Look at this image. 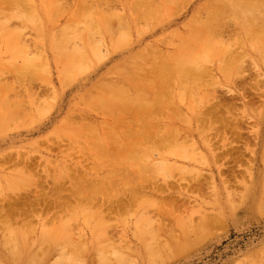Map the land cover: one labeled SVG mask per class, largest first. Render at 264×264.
Segmentation results:
<instances>
[{
	"label": "bare ground",
	"instance_id": "6f19581e",
	"mask_svg": "<svg viewBox=\"0 0 264 264\" xmlns=\"http://www.w3.org/2000/svg\"><path fill=\"white\" fill-rule=\"evenodd\" d=\"M115 3L123 7L121 12L113 8ZM190 3L193 11L179 25L152 42H141L156 27L164 30ZM13 18L19 20L20 27L9 24ZM231 26L236 31L228 37ZM21 27L34 31L33 44L41 55L29 51ZM77 41L81 42L79 47ZM103 45L108 54L115 52L119 58L89 88L83 85L84 90L73 96L78 101L76 111L69 110L58 122L67 133L63 138L70 140L60 159L53 162L44 154L23 148L0 149V230H12L19 239L27 236L19 233L22 229L35 227L39 230L23 257L34 260L36 251L47 252V258L41 260L38 255L40 260L26 261L28 264H46L57 253L60 259L67 258L65 246L72 250L83 247L86 257L92 254L87 264H114L116 259L111 262L109 255L119 260L117 264H152V248L156 253L159 248L189 250L207 234L221 229L226 222L224 200L239 196L242 190L238 188L247 178L251 184L257 180L264 191V130L257 125L254 128L251 136L260 150H252L249 140L243 138L241 121L233 116L236 110L243 119L248 117L254 96H247V83L240 91L229 84L226 94L237 93L242 100L238 108L234 101L215 98L204 79L210 77V66L216 63L227 80L239 73L244 56L256 65L264 64V0H0V54L10 56L6 61L0 55V77L13 72L11 81L0 79V148L30 134L36 127L35 115L26 123L20 115L26 109L41 112V103L51 104L44 99L54 100L61 94L59 86L85 78L106 58L100 52ZM236 45L240 51L234 49ZM162 47V52L152 55ZM17 56L23 62L12 65ZM36 58H43L44 67H50L54 60L57 71V84L50 78L51 92L42 102L40 98L35 101L39 96L30 84V79L41 77L39 72L30 71V61ZM14 67L17 69H11ZM16 82L23 84L20 90L19 85L14 87ZM210 94L211 101L207 98ZM261 107L259 118L264 117V104ZM73 112L87 114L76 120ZM91 113L96 118L89 117ZM61 137L54 132L26 141L32 148H45L50 156L51 147H61ZM75 152L89 156V169H79L80 164L67 159ZM255 159L260 166L253 173ZM65 180L68 187L64 188ZM6 190L13 194H6ZM228 202L233 209L238 208ZM260 202L264 206V193ZM262 205L257 203L256 209L262 207L264 212ZM81 213L88 214L82 216L83 224L86 219L95 221L91 230L74 229L75 217ZM126 218L134 219L138 228L143 226L140 235L135 226L138 235L131 238V233L130 237ZM142 228L147 229L145 234ZM4 242L0 244L5 249ZM41 242L48 247L41 248L45 245L40 247ZM11 247L8 252L15 251L13 255L18 256L20 249ZM256 255L248 262L253 259L252 264H264V256Z\"/></svg>",
	"mask_w": 264,
	"mask_h": 264
},
{
	"label": "rangeland",
	"instance_id": "374dc122",
	"mask_svg": "<svg viewBox=\"0 0 264 264\" xmlns=\"http://www.w3.org/2000/svg\"><path fill=\"white\" fill-rule=\"evenodd\" d=\"M59 2H61V0H59ZM68 2H69V0H68ZM116 5H117V7H115ZM113 8H115V9L117 8L119 12H121L123 10V7L119 4H116V3L113 5ZM115 11H117V10H115ZM191 11H193V4L192 3L187 4L186 6H184V8L181 10L180 13L175 14L171 23H169L165 27L164 30H162L160 27L159 28L156 27L155 29L152 30L151 33L145 34L143 36V38L141 39V42L142 43L152 42V40L155 39L156 37L157 38L163 37L164 35H162V34H165V32H167L169 29L179 25L181 23V21L186 17V15L191 14ZM9 24L13 27H20L19 20L16 18H13L9 22ZM231 27H232V28H230L231 33L228 34L229 36L226 35L225 36L226 38H227V36L230 37L231 35L235 34L236 28L233 26H231ZM21 33L23 35V39H26V41L29 42V44H30L28 47L29 51L30 52H37V56L41 55L40 49L37 47V45L33 44V40L35 37L34 31L29 27H21ZM160 35H162V36H160ZM76 43H77L78 47L81 45V42L77 41ZM101 46H100V48H102V49H100V52L101 53L103 52L101 55H103V56L105 55L106 58H103L102 61H100L92 70H90L87 73L88 75L87 74L85 75V78H80V80L78 82L74 81L73 83L68 84L64 88H60V86L58 88V85H57L56 88H58V92L61 94H59L57 99L54 98V100H52L50 98L44 99V97L46 98V96L49 97L50 92H51L49 90L51 88V86L48 88V84H49L48 82H50V78L53 80L54 84H57V74H56L57 71H56V68L54 67L55 66L54 60L53 61L51 60V63H50L51 66L50 67L49 66L44 67L43 66V64H44L43 58L31 59L30 71H32V72L34 71L36 73V75H37V72H39V74L41 76L38 79H30L31 80L30 84H32L31 87H32V89L34 88V91L37 93L33 92L32 89H31V91L33 93H35V96H37V97L39 96L38 99L37 98L35 99V101H39V98L41 100L40 102H42L43 99L46 101H49V102L51 101L50 106L53 104V107L50 108V106H48L46 104L44 105L43 103H41L40 107L43 108L41 111L42 113L44 112L43 115L41 114V112L35 114L34 112H28V109H26L27 112L24 113L25 115L24 114L20 115L22 122L23 121H24V123L29 122L30 120H32L33 118L36 117V119L34 121V123L36 122V127L34 129H32V131H30V134L18 136L16 138L15 143H12V146L7 145V146H4L3 148H0V149L5 150L8 148L13 149L16 147V148H21L20 150L26 149L29 151L30 150L36 151L37 154H44V155H46L47 158H49V160H51L53 162H54V160L60 159V157L63 155L61 153V151L64 152L66 150L65 148L69 145L70 140L66 136H65V138H63V135H66L67 133L64 131V128L59 127V125H58L59 120H61L62 117L69 110L76 111L75 105H77L78 101L73 100L72 98L74 95H77L79 92L84 90V89H81L83 87V85H84V87L89 88L90 85L92 84V82L97 80L99 77H101L102 73L105 72V69L111 63H113L114 61L117 60L118 55L115 52L108 54L106 45H103V47H101ZM134 46H137V45H134ZM135 49H136V47H135ZM163 49H164L163 47L158 48L157 53L152 54V55L153 56L157 55L158 52H162ZM234 49L236 51H238V50L240 51V48L237 45L234 47ZM105 51L107 53H105ZM0 55L3 56L5 60L10 57V56L5 55V54H0ZM26 56L30 57L28 53ZM107 56H108V58H107ZM22 60L23 59L21 56H17L15 59V63L12 65H15V66L20 65L23 62ZM216 64L210 66V70H209L210 77L204 78L207 80L206 82L208 84H210L211 88L213 89L215 98H220L221 101H230V102L234 101L236 103L235 105L238 108H240V106H241L240 101H242L240 99V97L237 95V93L232 94V95L226 94L225 87H228V85L230 84L235 89L238 87L236 90L240 91L242 89V85L246 84V83H247L246 93L248 94L247 96H252V97L254 96L253 97L254 100L252 101L253 103L251 106L252 108L247 110L248 117L243 119L242 117L239 116V113L236 110L233 112V116L236 117V119L241 121V123H240L241 124V130L245 131L243 134L245 137L243 136V138H245V140H249V146H250L249 148L252 150H255V151H259L260 147H258L256 140L251 136V134L255 131L254 128L256 127V125H257V127L260 126V128L264 130V117L259 118V114H258V112L263 108V107H261V105L264 104V64L261 66L256 65L255 63L252 62V60H251V58H249V56H244L243 61L240 63V67L237 70L239 73L231 75L229 80L224 79L222 77L220 71L217 70ZM15 68L16 67L11 68V69H15ZM12 73H13L12 71H10V73L6 72L4 75H2L0 77V79L6 78V80H8L10 78L12 80L13 79V76L11 77ZM240 73L242 74V76L238 77V75ZM5 75H6V77H4ZM10 79L8 81H11ZM2 80H0V81H2ZM28 81H29V79H28ZM83 81H85V82H83ZM255 81L257 82V87L255 85ZM46 82H47V84H45ZM16 85L17 86L19 85L18 86L19 88ZM22 85L23 84H19L18 82H16V84L14 83V87L16 89L18 88L17 90H20ZM50 85H51V82H50ZM46 86H47V88H46ZM247 87H249L250 89L252 88L253 90H250ZM38 88H40L41 90L39 89V91H37ZM43 88H44V92L42 91ZM22 89H23V87H22ZM45 90H46V92H45ZM90 90L92 92L93 89H90ZM40 91H42L43 93ZM252 94H254V95H252ZM207 98L209 101H211V94ZM214 100L215 99H213L212 101H214ZM44 108L46 109V111ZM45 112H46V114H45ZM73 113L74 114L76 113V114L74 115ZM73 113H72L74 116L73 118H75L76 120H78V118L81 117V115L87 114V113H82V112H80V113L79 112H73ZM34 115H35V117H34ZM89 117L96 118V115L94 113H91L89 115ZM74 126H76V122H74ZM23 130L27 131V128L25 127V128H23ZM28 130H30V128H28ZM54 132L56 135L62 136L61 139L62 138L63 139L61 141V143H62V145H60L61 147H51L50 148V150H49L51 153L50 156L46 152L45 148L40 147L39 148L40 150L36 149L34 147L32 148L29 141H26L27 139L33 141L40 136H46L47 134L50 135L51 133L54 134ZM9 133H11V132H9ZM24 133H26V132H24ZM261 135H262V133H261ZM263 135H264V132H263ZM261 140L262 139H260L259 143L261 142ZM70 156L67 159H71L72 162L74 161L75 163L77 162L78 164H80V165H77V167L79 169L80 168L89 169V167L92 164L89 156L88 157L82 156L81 154H79V152L71 153ZM244 156L245 157L248 156V153L244 152ZM69 165L74 166L73 163H72V165L69 163ZM259 166H260V162L255 159V162L253 165V170H252L253 173H255L259 169L258 168ZM224 171H225L224 173H226L225 169H224ZM13 180L14 179H12L11 182H13ZM4 181L6 183L5 179H4ZM50 183H51V181H49L48 184H50ZM245 183L248 186L245 184L243 187L238 188L239 190H242L241 193L239 192V196L235 197L234 200H232L231 197H229L226 200H224L225 202H223L225 204V206L222 209V212L225 215L223 218L225 219V221L227 223L225 222L226 225L224 224L225 227L223 226L222 227L223 229L221 228L222 230L220 228H217L218 230L216 232V229H215V232L212 231L213 233L211 235H210V233L207 234L208 235L207 238L205 236L204 239H201L199 241L200 244H198L199 242L196 244H193L189 250L185 249L186 251L183 250L181 252L180 251L178 252L176 248L170 249V252H169V250H166V248L155 249L157 251V253L159 252V250L161 251L162 255L161 254H159V255L162 257V259H161V257L159 258L158 254L154 251V248H152L153 253L152 252L149 253L150 255H153V256H151L152 261H151V258H149L150 256H148L149 261H151L150 263L154 262L152 264H155V262H156V264H157L159 262L158 260L160 259V261L165 262L164 264H247V263L252 264L251 262L253 259L250 260L249 261L250 263H249L248 258H250V257L252 258V256L256 255V254H257L256 257L262 259V256H264L263 255L264 254V247H263L264 246V212L261 210L262 207H261V209H256V208L258 207L257 203L262 205L260 200L263 197L264 191H262V189L257 186V184H258L257 180H254V184L253 183L251 184L249 178H247L245 180ZM62 184L65 188L68 185V181L65 180L62 182ZM260 191H261L262 195L260 194ZM6 194L11 196L13 194V192L10 193V191H7ZM65 195H66V192L62 194V196H65ZM240 195H241V197H240ZM229 200H231L233 205L238 206V208L236 210L233 209L231 204L228 202ZM254 202L256 203L255 206H254ZM85 215L88 216V214H86V213L84 215H82V213H81L80 215L78 214V217H75V218H77L76 219L77 221H76V224L73 225L74 229L82 228V230H84V231H89L90 228H93V225L95 224V221L93 219H89V220L86 219V222L83 224L82 220L84 218H82V216L84 217ZM91 220H92V222H91ZM124 220H125V218H124ZM124 220H123V222H124ZM93 221H94V224H93ZM126 221H127L126 224L129 223L128 224L129 230L127 231V233L130 234V237L132 236L131 233H134L131 238H133L134 236H137L141 231V227H143V226L138 228L136 225H134L133 222H135V220L132 218H126ZM87 224H92V225L88 226ZM135 226L137 229H139L138 234L136 231L137 229H135ZM94 228H95V226H94ZM144 228L148 229V227H144ZM60 229H62V228H60ZM147 229H143V233H144V231L147 232ZM2 230H4L3 233H2ZM32 230L30 227H27L26 229L24 228V230L22 229L21 232H19V233L20 234L22 233V236L25 234L27 236L25 235L26 236V237H24L25 239L22 236H21L22 238L17 239L16 236H14V233L11 232L12 230L6 232V228L5 229L1 228V230H0V234H1L0 243L3 242V240L5 241L4 242L5 249H4V246L1 245L3 243H1L0 244L1 245L0 246V261L1 260L2 261L0 262V264H13V263L18 264L20 261H25V263L28 264V262H34V260H36V259L40 260V258H41V260H42V259H44V257L47 258V256H44L47 253L46 251L44 252V250L43 251L38 250V252L36 251L34 253V254H36V257L34 258V260L31 259L33 257H30V256H26L27 259L26 260L24 259L23 255L25 253V248L31 245L32 239L35 236V232H37L39 229L34 227V229L32 228ZM148 231H149V229H148ZM9 232L13 235L10 234L11 235L10 236L8 234ZM6 233L8 234L7 238L4 237V236H6ZM32 233H33V235H32ZM2 234L4 235L3 237H2ZM9 236L11 238L13 237V239H10ZM9 239L12 242H10ZM6 240H8V242ZM14 240L17 242V244H16V242H15V244H13ZM24 240H26V241L24 242ZM6 243L8 244L9 247L12 246L11 248H13V246L16 245V247H18L20 250L18 248L17 249L14 248V250H16V251L19 250V251H17V253L19 255L18 256L13 255V253L15 254V251L8 252L11 249H9L8 246H6ZM10 243L13 245H10ZM43 243H45V242H43ZM43 243L41 242L40 247L42 246ZM66 245H68V244H66ZM46 246H47V243H45V245L43 244V247H41V248H45ZM35 247H38V246H35ZM65 247H66V249H65ZM65 247H63V249H65L63 251L66 252L67 258L64 257V259L63 258L60 259L59 254L57 253L58 256H56V254H54L52 256L53 258L49 257V260H51V262L49 263V260H48V263H46V264H53V263L54 264H66V261L72 262V264H87V262H89V257H92V254H90L89 257H86L85 253L83 252V247H77L76 250H72L70 246H69L70 248L67 246H65ZM21 249H22V251H21ZM77 250H78V252H77ZM162 250H164L163 253H162ZM56 251L58 252V249ZM72 251L77 254V256L76 255L75 256L79 257L78 259L77 258H76V260L74 259L75 256L74 255L72 256V254H73ZM149 251H151V250L149 249ZM40 252L41 253L43 252V254H42L43 256L40 254ZM61 252H62V250H61ZM68 252H72V253L69 254ZM79 252H80V255L82 254V256L79 255ZM9 253H11V254H9ZM180 253H182V254H180ZM183 253H184V255H183ZM164 254H166V257ZM170 254L172 257L174 256V258L171 259ZM38 255H40V258ZM243 255L248 256L246 258V261H245ZM12 256H14V257L11 258ZM68 256H69V258H68ZM169 256H170V258H169ZM111 257H112V255H109V257H108V258H110L109 260L111 262H113L115 259L117 260L116 257H114V256H113V258H111ZM256 257H255V259H258ZM28 258L32 261L28 260ZM82 258H83L84 262H82L83 261ZM167 258H168V260L166 261ZM54 259H57V260H54ZM145 259L141 263H145ZM164 259H165V261H164ZM53 260H54V262L52 263ZM68 260H70V261H68ZM116 260L114 261V264H117L119 262V260H117V261ZM241 260H244V261H241ZM26 261H28V262H26ZM102 263L106 264V261H103ZM43 264H44V261H43ZM148 264H149V262H148Z\"/></svg>",
	"mask_w": 264,
	"mask_h": 264
}]
</instances>
